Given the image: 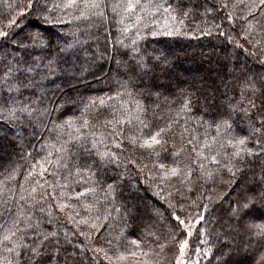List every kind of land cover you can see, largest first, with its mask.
Instances as JSON below:
<instances>
[{"label": "snow or ice", "instance_id": "1", "mask_svg": "<svg viewBox=\"0 0 264 264\" xmlns=\"http://www.w3.org/2000/svg\"><path fill=\"white\" fill-rule=\"evenodd\" d=\"M4 6L0 151L19 148L21 159L32 162L27 170L0 164V264H164L168 241L177 239L171 228L164 243L163 225L148 223L140 238L125 240L141 206L121 199L122 158L149 173L177 230L191 237L198 229L197 259L185 257L184 239L175 264H199L201 256L208 264L211 256L214 264H264V0H14ZM197 32H215L233 47L215 53L211 81L193 74L169 92L160 77L172 73L169 84L175 79L172 44ZM200 56L211 61L213 52ZM89 69L100 72L110 94L85 102L58 85L47 87L92 75ZM76 104L79 115L61 119ZM93 108L105 113L103 120L90 116ZM126 150L139 152V160L129 161ZM197 187L202 190L191 199ZM216 187L226 191L217 194ZM163 188L170 189L166 196ZM189 201L198 211L182 218ZM149 240L153 246L144 250Z\"/></svg>", "mask_w": 264, "mask_h": 264}, {"label": "trees", "instance_id": "2", "mask_svg": "<svg viewBox=\"0 0 264 264\" xmlns=\"http://www.w3.org/2000/svg\"><path fill=\"white\" fill-rule=\"evenodd\" d=\"M14 0H0V25L6 24L7 19L9 16L8 9L4 5L7 3H12ZM209 22H211V17L208 18ZM217 23H219V18H217ZM47 27V26H45ZM189 27H194V22H189ZM203 27V25H202ZM225 28H228L227 23L224 25ZM25 31H28V29H25ZM52 31H58V29H52ZM239 31V28H237V32ZM112 37L115 39L117 36V33L115 31V28L112 29ZM148 40L153 39H166L171 42L172 38H152L148 37ZM101 44H103V40H101ZM227 44L228 50H231L233 45L227 43L226 37H219L217 33H213L211 37H204L197 32L192 37H180L176 39V42L172 44V47L176 50L178 58L175 59V66L173 68V73L175 74V79L171 80V83L169 84V76L172 75V73H169L168 76L162 75L160 77V81L165 83V86L168 88V91H172L173 87H182L183 85L180 83L181 80H187L191 75L195 74L197 76H202L206 81H211L214 77L216 72L218 71V65L215 63L216 55L215 53H220L222 55L225 45ZM215 46V48H214ZM150 47H157V45L152 44ZM208 53L213 52L212 60L202 58L200 56V53ZM103 71L107 72V69L109 68L108 61L103 62ZM249 67H252L250 64ZM254 71H261V69L257 66L254 67ZM90 72H92V75L85 74L82 79L75 80V79H56L55 85H47V87L52 88L56 85L59 86V89L65 92L68 96H71L73 98L80 96L83 97L84 101L87 102L89 97H99L103 94H110L109 87H107V82L103 80L98 81V77L100 76L99 71H94L93 69H89ZM62 75V74H58ZM109 75H111L109 73ZM55 79V78H53ZM221 91H223V86H221ZM49 95L53 97L55 100V103L59 104L61 103V100L55 99V95L52 92H49ZM165 95H168V92L165 93ZM172 97L169 96V99ZM163 101V97L161 98V102ZM149 104H155L156 101H149ZM82 107L81 104H76L73 106H68L67 111L64 112V115L61 117V119L68 117V116H74L79 115L78 109ZM167 106L165 105L164 108ZM163 110V109H162ZM90 116L95 117L96 119L103 120L105 113L100 112L97 114V111L95 108L90 110ZM95 122V121H94ZM39 135V133L37 134ZM27 138V135H26ZM35 141H32L27 144V146L24 148V154L28 153L32 148ZM37 151H39V145L36 146ZM40 155H43L42 152L39 153ZM21 151L19 148L15 150V153L12 152L11 149H5L3 151H0V164L7 165L9 161L14 162L15 164L21 165V167L25 170L28 169L29 164L32 162L31 160H24L21 159ZM35 156L36 153H33ZM147 155L146 153L144 154ZM124 156L127 157L129 161L133 159L139 160L141 154L139 152L131 153L129 151L124 152ZM115 167V166H114ZM2 171V169H0ZM116 171L123 174L124 179V196L121 199H127L131 201L132 203H135L137 205L141 206V215L137 219L135 224H132L130 222V227L126 229V235L125 240L130 241L131 239H138L141 237L143 230H144V224H155L157 225V229H160V225H163L162 231L164 232V239H162L160 242L164 243L168 239V229L171 228L172 231L176 234L177 239L173 241H168V247L166 248L163 255L165 256V262L164 264H175L176 256L179 254L178 244L180 240L187 239L189 241L188 248L186 250L185 257L190 258L191 260H196L197 257L195 255V249L197 245L200 242V236L198 229L193 230V234L191 237L187 235L186 232L181 233L179 230H177L175 226V221L171 219V212L172 209L168 208V204L165 201H162L159 199L158 196L154 195V192L156 191V188L153 187V184L155 181L150 180L149 173L147 171H144L142 174L141 172L136 168L134 164L128 163L125 165L123 162V158L121 160V163L119 165V168L116 169ZM113 174V169H109V175ZM226 178V177H225ZM18 179H23V173L21 172L18 175ZM109 183L111 181H108ZM157 187H162L157 185ZM214 186L209 183L206 185V189H212ZM202 189L200 187H197L194 192L191 193V199H195L197 194ZM170 189L163 188L161 191V195H167ZM216 193L226 191V189L216 187L215 188ZM204 195H208V191H204ZM147 206V207H145ZM158 209L159 212L162 214L161 216H155L153 217L151 213ZM198 209L195 206L190 205L189 203H186L185 211L182 213V218L184 216H188L191 214L193 217H195ZM214 215H218V213H213ZM204 224L199 225V227H204ZM213 230H217L219 228L218 224L209 225ZM119 227H124L123 224H120ZM223 239V237H221ZM152 241L149 240L147 247L144 250H147L148 247H152ZM211 261H215V257L211 256L209 257ZM199 264H208V260H205L203 256L199 257Z\"/></svg>", "mask_w": 264, "mask_h": 264}, {"label": "rangeland", "instance_id": "3", "mask_svg": "<svg viewBox=\"0 0 264 264\" xmlns=\"http://www.w3.org/2000/svg\"><path fill=\"white\" fill-rule=\"evenodd\" d=\"M193 230H194V229H193ZM193 230H192V231H193ZM187 239H188V238H187ZM186 250H187V249H186ZM185 254H186V252H185Z\"/></svg>", "mask_w": 264, "mask_h": 264}]
</instances>
